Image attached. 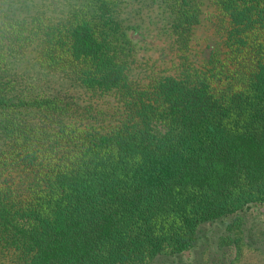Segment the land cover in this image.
I'll return each mask as SVG.
<instances>
[{
    "label": "trees",
    "instance_id": "trees-1",
    "mask_svg": "<svg viewBox=\"0 0 264 264\" xmlns=\"http://www.w3.org/2000/svg\"><path fill=\"white\" fill-rule=\"evenodd\" d=\"M67 1L0 20V224L21 264H144L263 205L264 0H218L245 64L220 92L191 72L137 85L122 0ZM166 2L186 53L201 2ZM28 52L45 74L120 101L82 107L30 87Z\"/></svg>",
    "mask_w": 264,
    "mask_h": 264
},
{
    "label": "rangeland",
    "instance_id": "rangeland-1",
    "mask_svg": "<svg viewBox=\"0 0 264 264\" xmlns=\"http://www.w3.org/2000/svg\"><path fill=\"white\" fill-rule=\"evenodd\" d=\"M199 1L201 18L189 49L182 53L178 51L169 29L173 12L166 0H122L120 16L128 37L132 39V54L128 57L129 73L137 85H147L168 74L184 75L190 72L193 76L206 79L216 92L226 90L237 82L236 78L245 64L236 58L232 50L229 37L231 23L221 12L218 0ZM67 2L0 0L3 7L0 8V20L6 12L23 15L24 10L37 13L39 8L56 15L65 9ZM26 4L30 7L27 8ZM34 55L35 52H28L20 60V70L35 82L29 84L30 87L40 84L43 88L45 83L50 93H59L62 98H69L82 107L93 105L106 110L112 101L114 104L120 101L112 94L94 93L77 83L72 84L62 74H45L34 62ZM103 122L98 121L97 127L106 128L108 123ZM234 216L202 223L194 246L178 255L164 252L144 264H264V204ZM4 228L0 224V264H21V250L13 238L6 239Z\"/></svg>",
    "mask_w": 264,
    "mask_h": 264
}]
</instances>
